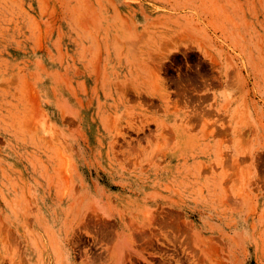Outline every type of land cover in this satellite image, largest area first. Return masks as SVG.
Returning a JSON list of instances; mask_svg holds the SVG:
<instances>
[{
	"label": "rangeland",
	"instance_id": "obj_1",
	"mask_svg": "<svg viewBox=\"0 0 264 264\" xmlns=\"http://www.w3.org/2000/svg\"><path fill=\"white\" fill-rule=\"evenodd\" d=\"M0 264H264V0H0Z\"/></svg>",
	"mask_w": 264,
	"mask_h": 264
},
{
	"label": "bare ground",
	"instance_id": "obj_2",
	"mask_svg": "<svg viewBox=\"0 0 264 264\" xmlns=\"http://www.w3.org/2000/svg\"><path fill=\"white\" fill-rule=\"evenodd\" d=\"M169 141V140H168Z\"/></svg>",
	"mask_w": 264,
	"mask_h": 264
}]
</instances>
